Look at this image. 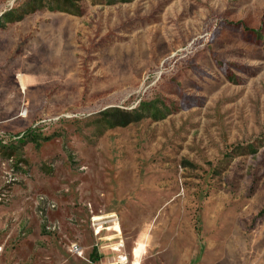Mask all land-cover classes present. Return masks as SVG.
Listing matches in <instances>:
<instances>
[{
  "label": "rangeland",
  "instance_id": "374dc122",
  "mask_svg": "<svg viewBox=\"0 0 264 264\" xmlns=\"http://www.w3.org/2000/svg\"><path fill=\"white\" fill-rule=\"evenodd\" d=\"M135 246L264 264V0H0V264Z\"/></svg>",
  "mask_w": 264,
  "mask_h": 264
},
{
  "label": "crops",
  "instance_id": "0c3cea01",
  "mask_svg": "<svg viewBox=\"0 0 264 264\" xmlns=\"http://www.w3.org/2000/svg\"><path fill=\"white\" fill-rule=\"evenodd\" d=\"M138 244L139 243H142V242H137ZM136 249H138V253H139V255L138 256H136ZM141 249H142V247H140V246H135L134 247V249H133V260H131V264H136V263H139V261H140V259L139 258H141V256H142V251H141ZM143 250V249H142ZM97 251H98V254H99V259L97 260V261H95V262H92L91 260H90V258L88 259L92 264H95V263H98V262H103V263H108V264H110V263H113V262H115V261H121V257L122 256H124V255H122V254H119V257L116 259L115 257L116 256H114L113 257V260H110L109 258H104V256H103V254L101 253V251H99L98 249H97ZM100 252V253H99ZM109 252H114V251H109ZM117 255H118V253H117ZM128 263V261L126 260L125 261V263L124 264H127Z\"/></svg>",
  "mask_w": 264,
  "mask_h": 264
},
{
  "label": "trees",
  "instance_id": "16d2710c",
  "mask_svg": "<svg viewBox=\"0 0 264 264\" xmlns=\"http://www.w3.org/2000/svg\"><path fill=\"white\" fill-rule=\"evenodd\" d=\"M9 14H11V13H7L6 16L9 15ZM11 20H12V19H11ZM124 116H127V115L125 114V112L118 114V119H116L117 121L112 122V123H111V126H116V125H120V124H122V125L127 124L128 122H130V120H135V119H137L140 115H137V116H135V117H132V116L124 117ZM98 259H99V254H98L97 248L95 247V248L93 249L92 254H91L90 260H91L92 262H95V261H97Z\"/></svg>",
  "mask_w": 264,
  "mask_h": 264
},
{
  "label": "built area",
  "instance_id": "2783aa9c",
  "mask_svg": "<svg viewBox=\"0 0 264 264\" xmlns=\"http://www.w3.org/2000/svg\"><path fill=\"white\" fill-rule=\"evenodd\" d=\"M121 261H115V262H113V263H110V264H124L125 263V261L127 260V257L126 256H122L121 258Z\"/></svg>",
  "mask_w": 264,
  "mask_h": 264
},
{
  "label": "bare ground",
  "instance_id": "6f19581e",
  "mask_svg": "<svg viewBox=\"0 0 264 264\" xmlns=\"http://www.w3.org/2000/svg\"><path fill=\"white\" fill-rule=\"evenodd\" d=\"M21 80H23V79L21 78ZM98 217H99V216H98ZM98 217H96V218H98ZM96 218H95V219H96ZM119 229H120V228H119ZM0 249H1V248H0ZM136 264H138V263H136Z\"/></svg>",
  "mask_w": 264,
  "mask_h": 264
}]
</instances>
